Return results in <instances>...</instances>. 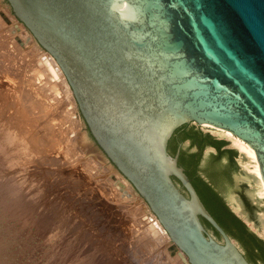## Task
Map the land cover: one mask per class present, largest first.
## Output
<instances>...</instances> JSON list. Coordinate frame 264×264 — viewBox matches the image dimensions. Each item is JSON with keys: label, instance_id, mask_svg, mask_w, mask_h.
<instances>
[{"label": "water", "instance_id": "obj_1", "mask_svg": "<svg viewBox=\"0 0 264 264\" xmlns=\"http://www.w3.org/2000/svg\"><path fill=\"white\" fill-rule=\"evenodd\" d=\"M5 1L61 69L88 140L182 259L252 264L179 164L182 144L171 154L169 141L191 123L229 130L255 150L264 183V0ZM240 173L228 201L242 191Z\"/></svg>", "mask_w": 264, "mask_h": 264}, {"label": "rangeland", "instance_id": "obj_2", "mask_svg": "<svg viewBox=\"0 0 264 264\" xmlns=\"http://www.w3.org/2000/svg\"><path fill=\"white\" fill-rule=\"evenodd\" d=\"M0 5V9L4 8L1 9L4 13V10L7 8L6 1L0 0ZM3 80L7 86H14L11 88H16L17 93H19V88V91L22 90L21 87H17L18 84L16 85L15 81H10L9 77H5ZM13 98H15L14 94ZM13 98L10 97L11 101ZM63 98L62 96L60 100ZM63 100H61L59 106L68 105L67 99ZM68 108H71L70 104ZM23 110L22 115L20 114L17 119L12 116L14 112L10 114L5 113L9 117L7 120L5 115L2 116L3 118L0 117V126H3V129L0 127V142L2 143L1 146L5 147L0 151V264H124V262L127 264H137L134 263L136 261H134L131 247L128 244H131L133 241L135 232H133L130 216H126V210L118 208L119 204L117 205L112 200V195L107 194L101 183L92 179L86 170H82L81 172V170L77 169L75 172H71L65 169L68 172H65V170L64 172L60 171L61 175L56 171L68 159V152L63 144H61L62 147H58L57 145V147H53L54 150H47L46 152L42 149L43 147L40 148L39 146L38 148L34 146L35 150L32 147L31 149L30 144L26 142L29 138L27 135L31 131L33 135L40 134L42 126L38 119L33 118L26 109ZM75 117L82 121L77 116V113L73 115V118L66 117V120L68 119V122L74 123ZM2 124H6V126ZM10 125L13 126L11 127ZM71 125L69 128H71ZM7 127L12 130L8 131ZM186 128L188 130L193 129L196 132L201 131L203 134H209L217 140H224L226 148L234 151L237 161L236 172L242 171L239 162L240 152L231 145L229 140L213 134L202 125L191 123L187 124ZM76 129L86 131L83 123ZM18 135H23L22 139ZM8 136L14 138L17 142L24 140V138L25 140L24 142L21 141L17 147L18 149L13 150V152L11 150L13 148L9 144L10 140L7 138ZM25 142L28 146L24 145ZM191 143V139L187 138L183 141L182 147L195 152L196 147L191 146ZM4 149L7 150L4 151ZM208 149L209 146L203 150V159H205ZM48 151L49 153H47ZM17 155L21 156L20 158L18 157L19 160L16 158ZM209 155L207 157L210 160L213 156ZM12 157L17 159L16 161L20 164H22L21 162L24 163L21 166L28 168V174L18 170V172H14L15 166H13V162L15 161L12 160ZM35 158L39 159L36 160ZM28 159L33 160L32 166H29L31 163L29 164ZM57 164L59 165L56 168ZM64 173L69 175L67 176ZM62 174H64V178L66 179L62 177ZM58 176L60 180L57 178ZM232 185L227 184L224 186L222 192L228 206H230L229 202L233 200V198L229 201L227 200V194ZM244 187L245 184L242 185V191L239 195L234 194L242 197L244 195ZM125 194L122 191V195H120L122 198L125 196L128 199L124 200V202L130 203L132 208L136 206L133 204H137L140 198L136 199L138 196L132 198V195ZM113 195L116 194L114 193ZM61 199L62 201H60ZM139 203L144 202L140 199ZM247 204L249 206L251 204V211L253 213H258L257 204L250 201ZM253 205H256V207ZM110 206L114 207L110 208ZM128 207L130 208V206ZM121 217L124 219H121ZM207 229L209 233L216 235L210 227H207ZM238 241L240 242V240ZM171 251L174 252L173 249ZM259 262L260 264H264L261 261Z\"/></svg>", "mask_w": 264, "mask_h": 264}, {"label": "bare ground", "instance_id": "obj_3", "mask_svg": "<svg viewBox=\"0 0 264 264\" xmlns=\"http://www.w3.org/2000/svg\"><path fill=\"white\" fill-rule=\"evenodd\" d=\"M1 9H0V117L3 118L2 116L5 115V118L7 120L9 119V117H7V114L5 113L7 112L8 114H10L14 112L12 116L17 119L18 116H20V114L22 115L24 111L23 109H26V111L33 118H36L41 122L40 125L42 126V130H40L41 131L40 134L33 135V132L31 131L32 133L30 132L29 135H27L29 136V138L27 139L28 141L26 142L30 144V148L32 147L35 150L34 146L36 148H38L39 146L40 148L43 147L42 149H44L45 150L44 152H46L47 150H52V149L54 150L53 148L54 146L57 147L58 145V147H60L61 144H63L68 152V156H67L68 159L67 162L63 163V165L59 166V168H57L59 165L57 164L56 168L58 170L56 169V171L60 173V171L64 172L65 169L70 170L71 172L72 171L75 172L77 169L81 170V172L82 170H86V172L91 176L92 179L96 180V182L101 183V186L104 188L105 191H107V194L109 193L112 195V197L111 196L110 197L113 198L112 200L115 201L117 205L119 204L118 208L120 207V209L124 208V210H126L127 212L126 216L127 217L130 216L133 232H135L133 235V241L129 240L132 242L131 244L128 243L129 246L131 247L134 261H136V262L133 261L134 263L187 264L180 256L178 249H174L172 242L170 241L169 235L162 227V225L159 223L155 215L150 213V211L147 209L144 203H139L140 199L138 202L139 204L138 203L133 204L136 205L133 208L132 205H130V203L126 202L129 204L128 205L124 202V200H128V199L125 196L124 198L120 196L122 195V191L127 195L128 194L132 195V198H136V194L132 189L130 183L126 179H124L116 170H114L112 166L107 162V160L103 157V155L92 145V143L88 140L85 131H79L76 129L77 127L80 126V124H82L81 123L82 121L76 119L77 117H75V121L73 120L74 123L69 121L72 123L71 125V123L68 122V119L66 120V117L73 118V115L76 114L77 112L76 103L74 101L72 91L69 88V85L61 69L59 68L58 64L51 55L43 51L38 46V44L35 42V40L30 35V33L25 29V27L21 23H19L15 19L13 15L9 13L7 8L4 10L5 14L2 12ZM5 77H9L11 79L10 81L12 80L15 81L16 85L18 84L17 87H21L22 90L19 91L20 90L19 88L18 89L19 93H17L16 88H15L16 90L11 88L14 86H7L3 80ZM13 94L14 97L17 99L13 98ZM62 96L64 97L63 98L64 100L67 99L68 105L69 104L71 105L70 109L68 108V105L59 106L60 105L59 103L61 102V100H63V99L60 100ZM10 97L13 98L12 101ZM66 122L71 125V128H69L70 126L69 124H68L69 126L66 125L67 124ZM2 125L6 126V124H2ZM10 126L12 127L13 125ZM202 126L205 129L210 130L213 134L229 140L231 142V145L239 150L240 152L239 162L242 167V171L240 175L237 176V180L241 178L245 180L247 183L245 184L244 195L242 197L233 194L232 196L233 200H231V205L232 208L235 210V212L239 216H241L243 220L254 231H256L260 236L264 238V183L262 180L255 150L248 143L236 137L229 130H225L217 127H215L214 129L204 126L203 124ZM0 127L2 128L3 126ZM9 130L11 131L12 129L8 128V131ZM18 136H20V139H22L21 137L23 135H18ZM7 138L8 140H10L9 144L13 149H11L10 146L9 147L12 151L18 149L17 147L19 143H21V141L24 142L25 140V138L24 140L19 139L20 141L18 140L19 142H17L12 137L8 136ZM26 142L24 145L28 146L26 145ZM1 144L2 143L0 142V151L2 150V148H5L2 147ZM6 148L8 149V147ZM7 149H4V151H6ZM24 153L26 152L24 151ZM47 153H49V151ZM14 156L16 155L14 154ZM18 157L20 158L21 156L17 155L16 158L19 160ZM14 159L15 158L12 157V160L15 161L13 162V166H15L14 167L15 171L13 169L12 170L14 172H16L17 170L23 171V173L25 172L26 174H28V168L21 166L24 163L20 161L22 163L20 164L16 161L17 159L15 160ZM28 162L29 164L31 163L29 166L33 165L32 164L33 160L28 159ZM67 170H65V172ZM64 174L66 175L67 173ZM64 174H62L63 178H64ZM68 175L69 174H67V176ZM24 177L26 176L24 175ZM57 178L59 179V176ZM57 188L56 190H58ZM114 193L116 195H113ZM113 196L116 198H114ZM138 198L139 197H137L136 199ZM60 201H62V199ZM248 201L257 204L258 213L254 212L255 213L254 214L253 212H249L247 208ZM128 206H130V208ZM113 207L114 206H110V208ZM121 219L124 218L121 217ZM172 249L174 250V252L171 251ZM125 263L126 262H124V264Z\"/></svg>", "mask_w": 264, "mask_h": 264}, {"label": "trees", "instance_id": "obj_4", "mask_svg": "<svg viewBox=\"0 0 264 264\" xmlns=\"http://www.w3.org/2000/svg\"><path fill=\"white\" fill-rule=\"evenodd\" d=\"M187 125H183L176 130L169 141V151L175 154L177 150L176 136L180 141L191 139V146L197 144L198 152H191L190 149L181 148L179 155V164L186 170L188 177L196 188L204 204L210 209L214 218L224 228V230L233 237L240 240L244 249L245 256L252 264L264 263V241L251 233L246 224L232 213L225 205L222 197L219 194V187L222 183L229 179V167L221 165V159L226 155L235 156L231 149H222L225 144L224 140H217L209 134H203L201 131L187 129ZM207 146L217 148L218 153L212 159H208V165L205 172L208 174L210 182L206 181L199 173L200 164L203 160L202 152ZM211 158V157H210ZM204 222L214 230L215 234L220 237L219 232L204 219Z\"/></svg>", "mask_w": 264, "mask_h": 264}, {"label": "flooded vegetation", "instance_id": "obj_5", "mask_svg": "<svg viewBox=\"0 0 264 264\" xmlns=\"http://www.w3.org/2000/svg\"><path fill=\"white\" fill-rule=\"evenodd\" d=\"M176 142H177V146H180V144H182L183 145V141H180L179 140V138H178V136H176ZM194 147H196V151L195 152H198L199 153V151H200V149H199V146L197 145V144H195L194 145ZM183 148V147H182ZM222 149H228V148H226V145L224 144V145H222V147H221ZM232 151V153H234V151L233 150H231ZM218 153V150H217V148H216V152H214V153H211V154H213V155H216ZM208 158L209 157H205V159H203L202 161H201V164H200V171H199V173H200V175L206 180V181H209L210 182V179H209V176H208V174L205 172V168L207 167V165H208ZM221 165L222 166H224V167H229V179L228 180H226L225 182H223L222 183V186H220L219 187V189H218V191H219V194H220V196L222 197V199H223V201H224V203H225V205L227 206V208L231 211V209L229 208V206L227 205V203L225 202V199H224V197H223V187L224 186H226L227 184L229 185V184H233V182H234V175H235V173H236V167H237V161H236V157L235 156H229V155H226L225 157H223L222 159H221ZM186 171V170H185ZM237 183L241 186V189H242V185H244V184H246L247 182L245 181V180H243V179H241V178H239L238 180H237ZM182 188V187H181ZM182 190H184L183 188H182ZM206 206V205H205ZM206 208L208 209V211L211 213V211H210V209L206 206ZM232 212V211H231ZM233 213V212H232ZM212 214V213H211ZM213 216V215H212ZM214 217V216H213ZM202 221H203V223H204V225H205V227H206V229H207V227H209L205 222H204V219L202 218ZM212 229V228H211ZM213 230V229H212ZM207 231H208V229H207ZM214 231V230H213Z\"/></svg>", "mask_w": 264, "mask_h": 264}]
</instances>
